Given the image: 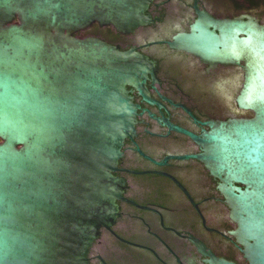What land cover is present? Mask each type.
Wrapping results in <instances>:
<instances>
[{
  "label": "water",
  "instance_id": "95a60500",
  "mask_svg": "<svg viewBox=\"0 0 264 264\" xmlns=\"http://www.w3.org/2000/svg\"><path fill=\"white\" fill-rule=\"evenodd\" d=\"M151 1L0 0V264H88L100 228L114 223L124 183L112 172L139 108L126 85L152 102L143 91L152 63L76 34L93 23L133 32L150 21ZM241 24L224 45L206 24L169 45L242 62L239 106L254 115L210 122L200 136L170 127L202 146L192 156L219 180L232 233L249 264H264V43L240 37Z\"/></svg>",
  "mask_w": 264,
  "mask_h": 264
},
{
  "label": "flooded vegetation",
  "instance_id": "af4514ba",
  "mask_svg": "<svg viewBox=\"0 0 264 264\" xmlns=\"http://www.w3.org/2000/svg\"><path fill=\"white\" fill-rule=\"evenodd\" d=\"M145 14L150 21L133 32L93 23L76 34L134 49L152 63L143 89L152 102L126 85L139 108L135 134L124 138L112 172L124 183L122 198L114 223L101 227L90 247L88 264H210L211 256L249 264L219 180L192 156L202 146L170 127L200 136L210 122L251 118L238 101L243 64L210 63L169 42L178 34L198 36L206 24L224 45L238 20L240 37L264 43V0H152Z\"/></svg>",
  "mask_w": 264,
  "mask_h": 264
}]
</instances>
